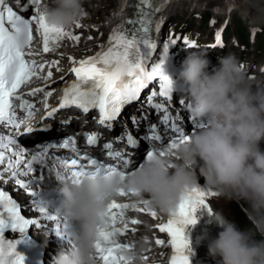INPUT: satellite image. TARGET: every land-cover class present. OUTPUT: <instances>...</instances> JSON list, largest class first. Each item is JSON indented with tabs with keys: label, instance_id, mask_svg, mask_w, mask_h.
I'll use <instances>...</instances> for the list:
<instances>
[{
	"label": "snow or ice",
	"instance_id": "1",
	"mask_svg": "<svg viewBox=\"0 0 264 264\" xmlns=\"http://www.w3.org/2000/svg\"><path fill=\"white\" fill-rule=\"evenodd\" d=\"M150 0H141L142 4H148ZM20 5L21 0H16ZM23 11L33 9L34 14L30 18L19 15L13 7L9 6L7 0H0V125L14 126L17 133L31 134L34 132L33 121L35 113L34 105L24 98L21 93L22 87L33 82L34 78L48 79L52 76L49 70L47 76L40 77V73L45 69V62H38L32 58L37 55L32 49L33 44V24L36 25V31L43 40V52L51 53L55 47L59 46V42L68 38L73 41H79L80 36L74 35L71 31L61 27L49 25L46 20L44 11H42V0H24ZM159 10V9H157ZM140 16L136 20H128L127 24L139 25L128 31L123 26L115 29L109 37V46L102 49L94 57L79 61V66L73 67L71 71L75 74L76 80L71 83L65 90L59 104V109L75 106L82 109L84 113H88L90 109L99 110V125L112 127L113 121L120 116L122 108L133 101L138 100L141 90L148 87L149 82L159 81V89L153 91L147 97V103L150 107L161 110L163 115L158 117L164 125H170L173 133L171 136H165V130L157 131L158 126L153 124L150 133L146 134L143 139L159 141L170 147L177 140H188L190 134L197 128L203 127V122H197L194 117L190 121H185V126L172 121V117L168 114V109L162 103H154L157 92L161 97H166L168 101H173L174 86L173 80L166 75L163 70L164 61L148 65V60L152 53L157 49V43L150 36V26L153 20L148 12L142 8L139 9ZM214 23V21H213ZM76 28H80V23H76ZM155 30H161V23L155 24ZM215 46H222L220 33L216 34ZM183 41L187 47H196L197 43L189 37L171 38L170 43L174 46ZM169 44H164V52L168 53ZM58 64V61H53ZM42 91L39 88L32 89L27 93L29 96L35 95ZM46 96H50L51 92H46ZM179 106H183L186 101L180 97H175ZM15 101H20L19 107L27 110L26 117L17 119L15 113ZM45 107L48 105L45 103ZM57 108H51L46 112L45 118L54 117ZM183 116V112L179 113ZM133 124L138 123L135 116L132 117ZM67 123V121H65ZM23 126V128H22ZM191 128V132H189ZM22 129V131H21ZM86 144L95 146L99 140V134L96 132L84 133ZM127 144L132 146L133 151H138L143 144V140L139 137L134 138L131 133L126 136ZM17 141L0 136V181L7 183L4 179V173H10V180L21 189L28 192L29 197L41 196L39 201H33L37 204V211L42 214L48 221H56L54 235L61 240L67 241L71 246V226L63 218V228L59 221L61 216L53 215L50 211L49 202L43 198L42 194L34 191L31 185L37 183L35 179L25 182L18 177L28 176L29 173L37 172L47 167V160L50 159V149H67L75 158L59 159V164L63 169L55 173L58 180L78 181L82 176H90L92 178L102 176L110 171L121 172L122 176L127 175L136 166L135 156H127L126 153L114 150L113 143H104L99 158H94L88 154L86 150H81L77 145L74 136H70L57 143H48L41 149L29 154L26 148L16 147L13 150L10 146L16 145ZM157 149L149 148L146 150L145 157H151ZM6 153H10L6 154ZM106 154L108 161L105 162ZM164 155V152H160ZM26 156L28 157L26 159ZM113 161H119L114 164ZM23 166V167H22ZM40 180H44L45 176L41 173ZM135 196L134 193L120 189L119 197ZM216 196V193L209 189H201L195 187L191 189L182 199L174 214L169 215L166 223L157 225L160 233H166L169 238L157 239V245L171 246L172 255L170 264H191L190 257L193 254L189 241L186 238V228L189 225L197 223L196 213L200 209H206L209 215L213 210L209 206L206 198ZM148 199L139 202L140 207L137 208L135 203L120 202L116 198L112 199L108 205L107 221L100 229V238L95 243L96 248V264H126L125 257L120 255L121 250L130 249L131 245L117 239L118 236L125 235L130 225H137L140 221L129 219L126 211L134 208L143 212L144 205L149 204ZM155 211L151 212L152 217H156ZM29 225L39 226L36 220L26 219L21 214V206L8 194L0 185V264H25V256L18 251V245L27 243L29 236ZM19 233L20 239L6 238V233ZM135 231V229H131ZM147 259V257H144Z\"/></svg>",
	"mask_w": 264,
	"mask_h": 264
},
{
	"label": "clouds",
	"instance_id": "2",
	"mask_svg": "<svg viewBox=\"0 0 264 264\" xmlns=\"http://www.w3.org/2000/svg\"><path fill=\"white\" fill-rule=\"evenodd\" d=\"M41 8L49 25L65 30L86 15L82 0H47ZM209 65L206 55L188 52L178 73L192 117L204 124L188 140L157 149L125 176L117 170L76 182L57 179L52 191L58 204L52 210L72 231L71 246L61 247L52 264H96L95 243L120 189L148 197L151 206L171 215L198 187L199 177L217 197L243 201L251 227L241 230L223 213L213 212L211 222L221 230L215 238L205 232L197 242L207 241L208 255L219 257L218 264H264V81H259L264 74L254 71L258 79H251L232 54L221 56L211 70ZM143 253L141 245L119 254L126 264H146Z\"/></svg>",
	"mask_w": 264,
	"mask_h": 264
},
{
	"label": "rangeland",
	"instance_id": "3",
	"mask_svg": "<svg viewBox=\"0 0 264 264\" xmlns=\"http://www.w3.org/2000/svg\"><path fill=\"white\" fill-rule=\"evenodd\" d=\"M183 1H185V2H191L192 3V1H190V0H183ZM217 1H221V0H217ZM236 1H238L239 3V6L243 9V7L244 8H246V5H247V8L248 7H252L255 11H257L258 13H262L264 10L262 9V6H261V2H259V1H257V2H253V1H251V0H236ZM248 1V2H247ZM125 2V4H128V3H126L127 1L125 0L124 1ZM246 4H245V3ZM260 3V4H259ZM214 4V3H213ZM241 9V10H242ZM257 9V10H256ZM179 11H180V8H172L171 10H170V12H169V16H171V17H175L178 13H179ZM244 13H248V12H246V11H244V10H242ZM250 14L252 13L251 11L249 12ZM240 17H241V15H239V20L240 21H242L241 19H240ZM250 20H251V18H250ZM252 22V21H251ZM253 23V22H252ZM232 27H233V25H232ZM263 27H264V24H263ZM237 29H238V31L239 32H241V29H240V27L239 26H237ZM263 34H264V32H263ZM86 49H88L89 47H90V44H88V43H85V46H84ZM57 68H59V67H56V68H54L53 69V71H57ZM240 203H241V205H242V207H243V204H242V201H240ZM213 206L215 207V209L217 210V212H221V213H223L225 216H227L228 218H231V219H234V218H236L237 219V223H240V225H243L242 227H240V229L241 230H245V229H247V228H250L251 227V224L250 223H247L246 222V220H244V219H241L240 218V216H239V214H238V212L236 211V209L233 207V204H232V202L231 201H228V200H226L225 198H221V199H219L218 201H216L214 204H213ZM244 217H245V219H248L247 218V216L244 214Z\"/></svg>",
	"mask_w": 264,
	"mask_h": 264
},
{
	"label": "bare ground",
	"instance_id": "4",
	"mask_svg": "<svg viewBox=\"0 0 264 264\" xmlns=\"http://www.w3.org/2000/svg\"><path fill=\"white\" fill-rule=\"evenodd\" d=\"M190 1H192V0H190ZM251 1H253V2H257V1H259V2H261V6H262V9L264 10V0H251ZM248 2V1H247ZM126 3H128V2H126ZM189 3H191V2H189ZM237 3H239L238 1H237ZM245 3V2H244ZM246 4V3H245ZM260 4V3H259ZM242 9V8H241ZM242 10H244V11H246V12H252L251 14H250V16H251V21L254 23V24H256V25H263L264 24V11L260 14V13H258L257 11H255L252 7H248L247 8V5H246V8H244L243 7V9ZM257 10V9H256ZM91 48V45H90V47L88 48V49H90ZM64 58V57H63ZM175 58H177V57H175ZM60 63H62L61 61H59V64ZM53 66H55V65H53ZM56 67H60L59 65H57ZM51 71V70H53L52 68H48V70L46 71V72H44V73H47L48 71ZM63 94L64 93H60L58 96H56V97H54V99H53V101H52V105L53 106H56L57 108H59V104H60V102H61V98H62V96H63ZM65 121H67V123H65ZM62 126H63V130H64V126H69V121L68 120H64V121H62L61 123H60ZM94 127L96 128V129H99L100 128V125H99V123L98 122H96L95 123V125H94ZM79 130H81L83 133H85V129H83V128H79ZM212 208V210H213V212H217V210L215 209V208H213V207H211ZM45 218V217H44ZM56 221H54L52 224H49V228L50 229H53V226H54V223H55ZM221 229H219L218 227H217V229L215 230V231H213L212 233H210L209 234V237L210 238H215L216 236H217V234H218V232L220 231Z\"/></svg>",
	"mask_w": 264,
	"mask_h": 264
},
{
	"label": "trees",
	"instance_id": "5",
	"mask_svg": "<svg viewBox=\"0 0 264 264\" xmlns=\"http://www.w3.org/2000/svg\"><path fill=\"white\" fill-rule=\"evenodd\" d=\"M246 207H247V205H246ZM256 238H257V239H260V237H259V236H257Z\"/></svg>",
	"mask_w": 264,
	"mask_h": 264
}]
</instances>
